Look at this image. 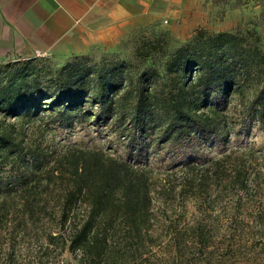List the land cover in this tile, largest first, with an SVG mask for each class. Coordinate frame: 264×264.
<instances>
[{"label":"trees","instance_id":"trees-1","mask_svg":"<svg viewBox=\"0 0 264 264\" xmlns=\"http://www.w3.org/2000/svg\"><path fill=\"white\" fill-rule=\"evenodd\" d=\"M151 45L161 69L135 77L123 64L86 57L45 73L0 75V172L14 175L0 181V227L13 217L16 231L49 221L46 249L56 245L79 264H162L188 238L197 249L207 245L205 224L184 220L189 201L212 216L234 198L238 223L245 221V200L256 204L249 219L264 235V203L256 200L264 195V150L236 147L198 159L252 120H264L263 50L245 35L203 28L181 45L165 37ZM86 103L98 106L88 116L122 122L133 148L154 145L184 162L161 171L98 148L48 153L30 145L29 126L44 112L71 125Z\"/></svg>","mask_w":264,"mask_h":264},{"label":"rangeland","instance_id":"rangeland-1","mask_svg":"<svg viewBox=\"0 0 264 264\" xmlns=\"http://www.w3.org/2000/svg\"><path fill=\"white\" fill-rule=\"evenodd\" d=\"M189 1L191 14L181 25V32L171 31L166 26L154 22L136 28L114 45L97 49L94 53H49L45 56L2 59L5 61L2 63L0 60V75L4 77L10 70L45 73L86 57L89 63H99L101 66L123 64L135 77L148 68L161 69L158 55L152 56L149 51L151 43L157 38L165 37L172 44L181 45L190 40L200 28L209 32L231 31L245 35L249 40L256 42L264 52V0ZM237 100L235 99L234 104ZM97 108L98 106L92 107L89 103L84 104L78 114L80 116L75 118L71 125H65L64 120L58 118L56 113L44 112L43 119L29 126L30 145H40L48 153H58L69 145L98 148L161 171L180 167L184 162V159L175 160L168 157L165 151H160L154 145L144 152L133 148L129 132L120 127L122 122L115 119L105 121L87 115L89 111L96 113ZM246 146L264 150V120H252L248 127L234 132L226 143L203 150L198 159L214 158L236 147ZM13 180L14 175L8 169L0 172V181ZM256 200L264 203V195ZM245 205V221L238 223L233 217L234 198L222 202V208L220 206L216 215L212 216L201 214L193 201H189L187 207H184V220L188 223L200 220L205 224L204 229L210 235L207 245L197 249L199 244L188 238V243H185V248H181V251L177 247H171V253L164 257L162 264H264V235L255 234L257 229L253 227L254 223L248 214L256 204L245 200ZM11 220L6 226L0 227V264H60L61 259H72L78 263L72 253L61 251L56 245L46 249L44 233L51 227L49 221L28 222L20 225L19 231H16L14 228L17 226L13 227L16 223L14 217ZM159 253L164 255L161 250Z\"/></svg>","mask_w":264,"mask_h":264},{"label":"crops","instance_id":"crops-1","mask_svg":"<svg viewBox=\"0 0 264 264\" xmlns=\"http://www.w3.org/2000/svg\"><path fill=\"white\" fill-rule=\"evenodd\" d=\"M190 10L189 0H0V60L94 53L154 22L181 32Z\"/></svg>","mask_w":264,"mask_h":264},{"label":"built area","instance_id":"built-area-1","mask_svg":"<svg viewBox=\"0 0 264 264\" xmlns=\"http://www.w3.org/2000/svg\"><path fill=\"white\" fill-rule=\"evenodd\" d=\"M49 53L47 51H42V50H36L35 55L37 56H45L48 55ZM60 264H78L75 260L72 259H61Z\"/></svg>","mask_w":264,"mask_h":264}]
</instances>
